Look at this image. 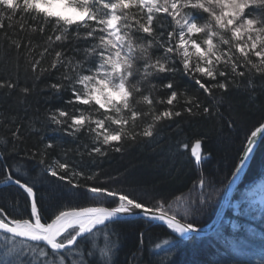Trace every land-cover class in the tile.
<instances>
[{
  "label": "snow or ice",
  "instance_id": "1",
  "mask_svg": "<svg viewBox=\"0 0 264 264\" xmlns=\"http://www.w3.org/2000/svg\"><path fill=\"white\" fill-rule=\"evenodd\" d=\"M3 2L0 0V6ZM24 8L29 22L39 21L37 30L43 27L41 35L47 33L54 47L58 46L57 51L62 53L58 59L63 64L68 63L65 57L73 63L81 62V82L71 88L69 80L64 85H51L62 102L50 110L49 126L61 127L64 137L75 141L73 149L47 137L33 145L25 156L17 147L20 127L8 129V141L0 147V162H5L0 166V201L18 207L19 195L7 190L18 185L26 197V214L14 217L0 206V231L7 234L0 237L5 253L14 258L15 264H117L119 250L126 242L124 227L139 224L129 264H168L170 255L158 256L154 251L161 243L153 240V225L162 224L169 233L178 235L198 232L197 226L182 222L183 215L192 210L191 192L167 200L157 196L145 202L129 195L123 185L105 186L108 180L102 177L101 169L80 167L69 157L75 152L81 163L86 157L95 164L114 154L123 155L137 144L155 139L166 121L183 115L179 109L173 111L180 95L175 80L180 63L175 57L177 48L188 49L185 59L196 54L208 61L216 51L217 38L223 41V34L227 33L239 44L237 55L241 59L249 57L264 64V0H66L24 4ZM33 13L38 20L32 18ZM203 33H207V38L201 44L195 37ZM228 46L224 41L223 47ZM162 66L164 71H160ZM232 66L238 75L225 70L216 79H211L209 73V79L194 83L206 94L219 89L217 103L241 88L250 98L264 94V74L258 68L248 72L235 57ZM168 67L173 71L168 72ZM132 84L143 89L141 95L147 93L149 104L155 102L151 93L159 96L156 84L167 85V96H161L167 100V108L162 105L158 109L160 117L142 130L139 139H125L123 133L113 131L127 127V121L114 118V112H129L134 103L129 95ZM81 88L84 94L79 91ZM65 92L67 96L63 95ZM91 105L101 109L103 115L99 119L93 120L87 114ZM130 114L134 120L137 118L135 109ZM78 120L83 123L77 124ZM198 140L178 141L176 152H188L202 169L211 153L204 154V143L199 140V153L193 155L191 147ZM253 150L249 149V156ZM21 159L30 165L24 180L18 179ZM242 161L246 158L242 157ZM127 173L125 169L112 180L118 181ZM53 179L63 181L65 190L53 186L52 191H38L40 185L51 184ZM202 183L203 180L198 181ZM169 239L166 235L162 243L167 244ZM21 243L25 244L23 248Z\"/></svg>",
  "mask_w": 264,
  "mask_h": 264
},
{
  "label": "trees",
  "instance_id": "2",
  "mask_svg": "<svg viewBox=\"0 0 264 264\" xmlns=\"http://www.w3.org/2000/svg\"><path fill=\"white\" fill-rule=\"evenodd\" d=\"M27 3L26 0H14L9 4L3 2L4 12L0 14V147L8 141V129L20 127L22 142L21 138H18L17 147L25 156L32 150L33 145L47 137L56 138L58 145L63 144L73 149L75 141L64 137L61 127H50L48 119L50 110L62 102L51 85L65 84L68 80L65 67L63 61L55 55L58 46L54 47L47 33L41 35L42 28L37 30L35 27L39 21L33 20L30 23L21 10L18 14L19 6ZM49 44L52 46L49 47ZM65 50L67 51V47ZM54 59L57 61L55 66ZM57 64H63V67H57ZM175 80L180 93L186 92L187 98L179 96L173 111L179 109L183 115L166 121L155 139L137 144L123 155L114 154L95 164L86 157L81 163L73 152L69 157L72 163L84 168L101 169L102 177L108 180L105 186L114 183L123 185L124 191L129 195L145 202H151L157 196L164 197L165 200L179 196L197 186L200 180L204 181L206 188L208 179H225L234 169L244 138L264 117V94L259 95V98H250L241 88L240 91L233 90L223 102L217 103L219 89L206 94L182 73L175 74ZM155 87L159 96H167L166 89L160 90V84ZM63 95L67 96V93ZM252 95L256 96L257 93ZM161 106L158 105V109ZM163 107L167 108V105ZM36 121H39V124ZM197 137L204 143V154L211 153V159L204 163L202 169L194 164L188 152H176L178 141L191 143ZM199 140L192 144L191 152L195 145H199ZM263 154L264 137L247 169L246 177L251 175V178L254 175L258 169L259 158ZM3 163L5 162H0V166ZM28 167V162L21 159V176H18V179H26ZM125 169L128 170L126 176H121L118 181L112 180L113 176ZM53 186L57 190H65L63 181L53 179L51 184L40 185L38 191H52ZM7 190L19 195L20 204L18 207H9L4 201H0V206L5 207L14 217L26 214L23 189L12 185ZM201 214L205 218L198 225L191 220L193 225L202 227L210 222L211 218L207 213ZM228 217L233 218L236 224L222 225L216 235L204 239H178L160 224L153 225L152 237L155 242L161 243V246L164 245L162 241L166 235L170 237L167 244L174 243V248L168 246L171 249L168 250L171 257L168 264H261L260 262L264 261V219L245 220L239 215L231 214ZM201 218L202 216L198 219ZM138 227L139 224L124 227L126 242L119 250L117 264H129L131 253L136 247ZM4 236L6 235L0 234V237ZM223 243L228 244L230 252L225 250ZM3 244V239H0V262L15 264L14 258L5 253ZM216 247L217 252L214 251ZM256 252L260 254L259 257H255ZM159 255L163 254L158 253Z\"/></svg>",
  "mask_w": 264,
  "mask_h": 264
},
{
  "label": "clouds",
  "instance_id": "3",
  "mask_svg": "<svg viewBox=\"0 0 264 264\" xmlns=\"http://www.w3.org/2000/svg\"><path fill=\"white\" fill-rule=\"evenodd\" d=\"M20 10L24 14L27 9L24 8L23 5L19 6ZM4 7L0 6V14H3ZM33 19H37L35 13L32 14ZM53 29L56 27V23L52 24ZM43 29V27H41ZM35 31V29H33ZM207 33L198 34L195 37V40L199 41L201 44L206 40ZM51 39V37H49ZM191 39V37H190ZM228 42V48L225 49L223 47V42ZM244 43H247V41H244ZM52 44H49V47H51ZM239 50V44H237L235 41H233L230 34H223V41L220 38H217L216 40V51L212 54L213 58H210L208 61H205L202 57L197 56L196 54H192L188 59H185L184 53L188 51V49L181 50L180 48H177L175 50V57L180 62L177 71L178 73H182L184 76H186L190 81L197 82L201 78L203 79H209V73H211V79H216L218 75L222 76L224 75V71L228 70L233 75H238L236 73L235 68L233 65V58L241 65H243L248 72H253L254 69H259V72L261 74H264V64L259 63L256 60L250 59L249 57H244L241 59L239 55H237V52ZM56 57H60L62 53L60 51L56 52ZM139 59V57H138ZM65 60L68 61V63L64 64L65 72L67 74V79L71 81V83L68 85L69 88L72 87L73 84H79L81 82V72H80V63L79 61L73 63L72 59L65 57ZM57 61L54 59L53 64H55ZM251 66V67H249ZM131 67L135 68V62L131 64ZM69 68H71V72H69ZM164 67L162 66L160 71H164ZM168 72H172V67H168L166 69ZM131 87L133 88V91L129 93V95L134 99V103H132L131 108L129 109V112L125 113L123 111L121 112H114V118H123L127 121V127H120L117 129H113V131L121 132L123 133L125 139L127 138H136L139 139L143 132L142 130L145 129L148 124H150L153 121H156L158 117H160V112L158 111V105H167V100L162 98L161 96L156 95L154 92L151 93L153 100L155 101L152 104H149L148 101L145 99V95H141L143 92V89L138 84H132ZM167 85H164L161 87V91H163ZM210 87L216 88L218 85H210ZM81 94H84V89H79ZM180 97L187 98V93L182 92L179 95ZM195 97H193L194 99ZM166 109V107H164ZM135 109L137 111V118L134 120L131 116V110ZM160 109V108H159ZM88 115L92 117L93 120L99 119L103 113L101 112V109L96 107L95 105H91L88 110ZM71 119V116L68 117ZM82 120H78L77 124H82ZM181 214L183 215V210H181ZM192 215V210L186 214L183 215V217L188 218Z\"/></svg>",
  "mask_w": 264,
  "mask_h": 264
},
{
  "label": "bare ground",
  "instance_id": "4",
  "mask_svg": "<svg viewBox=\"0 0 264 264\" xmlns=\"http://www.w3.org/2000/svg\"><path fill=\"white\" fill-rule=\"evenodd\" d=\"M257 125H260L261 127L264 125V117L262 120L260 119L259 122L256 124V126L246 135V137L243 140L242 147L240 150L239 157L245 153V150L247 146L250 144V142L253 140L254 136L256 135L258 129ZM255 129V131H253ZM260 142L257 144V146L252 147L251 149H254L251 153V161L253 160V157L257 153V149L259 148ZM249 163V165H250ZM239 164V158L235 163L234 169L232 173L227 174L225 179L215 181L208 179V183L206 184L207 187L205 188L202 183V190L208 191L209 195L203 194L202 191H199L197 186L195 185L194 191L197 192V196L200 198L201 203L204 205L206 209V213L211 218L210 222H213L216 217H218V212L221 209L222 204V198L225 193V190H227V185L230 183V180L234 176V172L236 170V166ZM248 165V167H249ZM257 170H255L254 175L250 178L246 177L244 175L241 184H239L238 188L236 189L235 196L231 199L230 203L228 204V209L230 210L232 215H239L241 218L247 220L248 218H263L264 219V199L262 197H257L251 199L247 196V194L250 193L251 188L247 185V182L252 181L253 179H256L255 187L259 188L260 190L264 191V154L262 157L259 158V163L257 164ZM247 179H246V178ZM259 190V191H260ZM212 192H215V194H212ZM195 193V192H194ZM213 197V198H212ZM212 198V199H211ZM211 200V202H210ZM213 202V203H212ZM225 214L221 217L219 221V225H227L225 222ZM191 221V220H189ZM233 224H236V221H232ZM188 224L193 225L191 222H186ZM208 224L204 225L207 226ZM202 228V227H201ZM247 229V228H246ZM220 228H215L214 231L208 235H216L219 232ZM207 238L204 236L202 239ZM223 247L226 251L230 252V248L227 243H223ZM217 247L214 249V251L217 252Z\"/></svg>",
  "mask_w": 264,
  "mask_h": 264
},
{
  "label": "water",
  "instance_id": "5",
  "mask_svg": "<svg viewBox=\"0 0 264 264\" xmlns=\"http://www.w3.org/2000/svg\"><path fill=\"white\" fill-rule=\"evenodd\" d=\"M264 137V125L260 127L254 136L253 140L250 142V144L247 146L245 153L239 157V164L236 166V170L234 172L233 178L230 180V183L227 185V190H225V193L222 198V204H221V209L218 212V217L215 218L213 222H210L206 227L199 228L198 232L195 231H190L189 233L183 234V235H178L182 237H189V236H196V237H204L214 231L215 228L218 227L219 221L223 214L227 211L228 204L230 203L231 199L235 196L236 189L238 188L239 184H241L242 179L247 171L249 161L251 160V155H248L249 149L252 147L257 146L259 142H261L262 138ZM242 157L246 158V161L243 163ZM243 163V166L240 167V164ZM238 169V171H237ZM18 186V185H17ZM2 232V231H0Z\"/></svg>",
  "mask_w": 264,
  "mask_h": 264
},
{
  "label": "rangeland",
  "instance_id": "6",
  "mask_svg": "<svg viewBox=\"0 0 264 264\" xmlns=\"http://www.w3.org/2000/svg\"><path fill=\"white\" fill-rule=\"evenodd\" d=\"M14 0H4V2L6 3V4H9V3H11V2H13ZM28 3V5H38V4H41V3H48V4H55V3H65L66 2V0H26ZM199 150H200V148H199V145H195L194 147H193V149H192V154L193 155H198V153H199ZM198 188H196V189H198L199 191H202L203 192V194H206V195H209V193H208V191H206V190H202L203 189V187H202V185L201 184H199V186H197ZM250 188H251V186H250ZM194 189H195V186H193V188H190L188 191H186L185 193H183V194H187L188 192H191V194H192V204H191V208H192V215L190 216V217H188V218H185V217H182V222L183 223H186V222H191V221H189V220H194L195 222H197V223H194V224H199V223H201L202 222V220L205 218H203V215L201 214V213H203L204 212V214H206V209H205V207H204V205L201 203V201H200V198L197 196V192L196 191H194ZM251 192H252V189L250 190ZM195 192V193H194ZM212 194H215V192H212ZM182 195V194H181ZM180 196V195H179ZM213 198V197H212ZM211 198V199H212ZM210 202H211V200H210ZM213 203V202H212ZM177 208L179 207L178 205L176 206ZM228 212H230V211H228ZM198 215H200V216H202V218L201 219H198L200 216H198ZM234 216V215H233ZM227 220V218L225 219V222H226V224H229V226H231V225H234L233 224V218L231 219V218H229V220L228 221H226ZM253 221V220H252ZM192 223V222H191ZM264 225V224H263ZM263 225H261V227L263 226ZM264 227V226H263ZM262 227V228H263ZM250 228V227H249ZM261 231V230H260ZM190 237H192V236H189L188 238H190ZM195 238H196V236H195ZM197 239H199V238H197ZM174 244V243H173ZM173 244L172 245H169V244H165V245H162L161 247H166V248H162V249H156V250H154L157 254L159 253V254H163L164 256H165V254L166 255H169V251L168 250H171V249H169L168 248V246L170 247V246H172L173 247ZM25 246V244L24 243H21V247L23 248ZM174 248V247H173ZM2 248L0 247V250H1ZM247 251V249H244V251ZM163 253H162V252ZM167 251V252H166ZM254 255H255V257H259V255H258V252H256V253H254ZM253 255V256H254ZM256 262V261H255ZM261 263V262H260ZM256 264V263H255Z\"/></svg>",
  "mask_w": 264,
  "mask_h": 264
}]
</instances>
